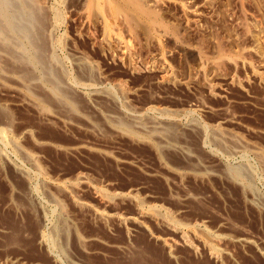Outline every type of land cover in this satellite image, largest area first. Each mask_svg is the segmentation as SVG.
<instances>
[{"label":"rangeland","instance_id":"obj_1","mask_svg":"<svg viewBox=\"0 0 264 264\" xmlns=\"http://www.w3.org/2000/svg\"><path fill=\"white\" fill-rule=\"evenodd\" d=\"M145 2L180 38L133 16L134 40L109 14L107 33L87 0H39L51 74L0 56V264H264V0ZM175 110L176 127H194L170 141L192 160L116 125L141 113L170 137ZM234 167L246 168L249 188Z\"/></svg>","mask_w":264,"mask_h":264},{"label":"bare ground","instance_id":"obj_2","mask_svg":"<svg viewBox=\"0 0 264 264\" xmlns=\"http://www.w3.org/2000/svg\"><path fill=\"white\" fill-rule=\"evenodd\" d=\"M39 0H31L30 5L28 3L23 2L22 0H0V56H4V54H8L10 57H12L15 61H19L21 63L29 62L32 67H40L43 70H45L46 73H50L48 63L46 64V50H44L40 44L38 45L39 41V32L37 33L35 31V25L39 24V18H37V13H34L36 10L33 8H37L36 5L38 4ZM43 1V0H42ZM146 1V0H145ZM144 0H87L86 4V13L90 18L93 19H98L100 18L102 21V24L104 29L108 32L112 30V24L113 22L109 21L110 19L107 18V15L109 16H114L115 18L118 17V15L121 16V21L124 23V25L127 27L128 32L132 33V37L134 40L136 39V33L133 30L135 29L133 27L134 23L133 22V16L136 17H142V19L149 21L150 25L153 24H159L160 28L162 27V30L164 33L170 32V35L180 38L176 33V30L174 28H170L160 18L158 12L155 7H150L147 2ZM158 2V0H157ZM156 2V3H157ZM41 4V3H40ZM50 4V3H49ZM59 4V3H57ZM85 6V5H84ZM44 9V8H43ZM57 14V13H56ZM55 15V14H53ZM59 16V15H58ZM50 17V16H49ZM55 17V16H54ZM41 18V17H40ZM114 18V19H115ZM98 21V20H96ZM113 21V19H112ZM93 22V21H92ZM97 23V22H96ZM156 23V24H155ZM41 24V23H40ZM121 24V23H120ZM138 26V25H137ZM135 25V27H137ZM147 26V25H146ZM152 26V27H153ZM174 26V25H173ZM38 27V26H37ZM51 26H48V33L50 32ZM54 27V26H53ZM151 27V28H152ZM40 28V27H38ZM134 28V29H133ZM140 27H138L139 30ZM142 28V27H141ZM140 28V29H141ZM155 28V26H154ZM157 28V27H156ZM111 29V30H110ZM159 29V28H158ZM247 29V28H246ZM137 30V29H136ZM147 30V29H146ZM103 31V30H102ZM178 31V30H177ZM144 32H146L144 30ZM149 32V31H148ZM153 32V31H152ZM37 33V34H36ZM122 33V32H121ZM139 33V32H138ZM137 33V34H138ZM141 33V32H140ZM46 34V33H45ZM110 34V33H109ZM117 34V33H116ZM150 34V33H149ZM158 33H155L154 36H157ZM139 35V34H138ZM110 36V35H108ZM43 37V36H42ZM51 37V36H50ZM107 38V37H106ZM153 38V37H152ZM159 38V37H158ZM203 38V37H202ZM110 39V38H109ZM183 39V38H182ZM181 39V40H182ZM133 40V39H132ZM159 40V39H158ZM177 40V39H176ZM179 40V39H178ZM48 42V41H47ZM43 44V43H42ZM45 44V43H44ZM120 44V43H119ZM52 46V45H51ZM220 46V45H219ZM218 46V47H219ZM184 49V48H183ZM199 49V48H198ZM187 52L190 51L189 47L185 49ZM201 50V49H200ZM203 50V49H202ZM220 51H222V48H219ZM199 51V50H198ZM224 51V50H223ZM201 53V51H200ZM47 62V61H46ZM50 62V61H49ZM214 62V61H213ZM220 64V63H219ZM33 68V70H35ZM0 70H3L2 65H0ZM30 70V69H29ZM41 70V69H40ZM13 71V70H12ZM42 71V70H41ZM49 71V72H48ZM2 72V71H1ZM27 72V71H26ZM30 72V71H29ZM27 72V73H29ZM38 72V71H37ZM22 73V72H21ZM31 73V72H30ZM33 73V72H32ZM35 73V72H34ZM45 73V74H46ZM26 74V73H25ZM24 74V75H25ZM51 74V73H50ZM37 75V74H36ZM59 75V74H58ZM68 75V74H67ZM29 76V74L27 75ZM26 76V77H27ZM31 76V75H30ZM41 76V75H40ZM43 76V75H42ZM37 77V76H35ZM44 77V76H43ZM51 77V76H50ZM30 78V77H28ZM49 78V77H48ZM41 79V78H40ZM43 79V78H42ZM51 79V78H50ZM51 84V91L52 93L60 99V101H65L69 108H73L74 102L69 103L68 102V97L66 98L65 91L62 90L59 86V81L58 80H53V78L50 80ZM58 81V82H57ZM48 82V81H47ZM46 85V84H45ZM44 85V86H45ZM30 87V86H29ZM28 90V89H27ZM46 91V90H45ZM68 93V92H67ZM32 95V94H31ZM70 96V95H69ZM70 98V97H69ZM27 99L28 102H31L32 104H37L35 102V99L30 97L24 98ZM63 103V102H62ZM41 106V105H40ZM65 106V105H64ZM201 107V106H200ZM203 107V105H202ZM148 108V107H147ZM150 108V107H149ZM148 108V109H149ZM38 109V107H37ZM146 109V108H145ZM43 111V110H42ZM163 111V110H162ZM147 112V111H146ZM145 112V113H146ZM152 112V111H151ZM150 112V113H151ZM167 112V111H166ZM133 113V112H132ZM137 113V112H136ZM143 113V112H142ZM149 113V112H148ZM171 113V118H169L171 123L165 128V131L167 134L170 136L168 137L167 135H164L161 133V130L164 128V126L161 125L160 121L159 122H147V123H142L138 121L140 118H142L143 114L137 113V114H132L131 116V122L128 123L129 119L127 120L128 122H125L123 120H116V125L124 129L128 134L130 135H136V128L140 129L141 131H145L147 134H152L159 142L165 144V146L174 149L175 151L183 152L185 153L189 159L192 160V157L189 152L185 151L183 149V145L180 146L176 143H173L170 141L172 137H176L178 132H183L187 130L193 129L194 125L187 124L185 126H181L180 128L176 127L175 124H179V120L177 121V115L179 117L178 111H172ZM41 114V113H40ZM49 114V113H48ZM129 114V113H128ZM160 114V113H159ZM169 114V113H168ZM147 115V114H146ZM150 115V114H149ZM164 115V114H163ZM162 115V116H163ZM77 116V115H76ZM53 117V116H52ZM151 117V116H150ZM154 117V116H153ZM161 117V116H160ZM164 117H167L164 116ZM162 117V118H164ZM169 117V116H168ZM156 118V117H155ZM111 119V118H110ZM116 119V118H115ZM145 119V118H144ZM151 118H149L150 120ZM179 119V118H178ZM231 117L229 116H223V120H229ZM6 120V119H4ZM112 120V119H111ZM114 120V119H113ZM112 120V121H113ZM154 120V119H153ZM7 121V120H6ZM157 121V120H156ZM192 122V121H191ZM7 123V122H6ZM9 123V122H8ZM168 123V122H167ZM3 127V126H2ZM214 130V129H213ZM199 133V132H198ZM166 134V133H165ZM176 134V136H175ZM203 134V132H202ZM201 134V136H202ZM205 134V133H204ZM0 136L5 138V129L0 128ZM205 136V135H204ZM184 137V136H183ZM203 137V136H202ZM7 138V137H6ZM178 138V137H177ZM205 138V137H204ZM3 139V138H2ZM223 136L219 137V141L221 142L223 140ZM226 139V138H225ZM203 140V139H202ZM201 140V141H202ZM216 140V139H215ZM218 142V140H217ZM158 144V143H156ZM220 144V143H219ZM226 146V145H225ZM4 147V146H3ZM159 147V146H158ZM223 147V146H222ZM156 150L157 147L155 146ZM160 148V147H159ZM161 150V148L159 149ZM160 154V151H159ZM31 156V155H30ZM185 156V155H184ZM32 157V156H31ZM165 157V156H164ZM30 158V157H29ZM34 161V159H33ZM262 162V161H261ZM34 165V164H33ZM201 167V168H200ZM204 165H198L197 168H193L192 170L196 172L197 170H203ZM246 169V168H245ZM245 169L242 168H232L229 170V175H231L235 180H237L243 187H250V180L249 177L245 173ZM18 171V170H17ZM253 175V174H252ZM26 177V176H25ZM77 179V178H76ZM78 179L81 180L82 177L79 175ZM86 179V178H85ZM77 181V180H76ZM61 189V188H60ZM63 189V188H62ZM94 189H96L94 187ZM246 189V188H245ZM101 195H103L102 191H98ZM97 193V192H96ZM95 193V194H96ZM100 196V195H99ZM252 196V195H251ZM130 197V196H129ZM134 197V195H133ZM254 197V196H253ZM259 197V196H258ZM131 198V197H130ZM55 199V197H54ZM251 199V198H250ZM254 199H257L256 197ZM50 200V199H49ZM58 200V199H57ZM133 200V199H132ZM136 200V199H135ZM258 200V199H257ZM253 201V200H251ZM259 201V200H258ZM59 202V201H58ZM136 203V202H135ZM138 205V204H137ZM140 205V204H139ZM60 206V205H57ZM62 213V212H61ZM64 214V213H63ZM100 218H105L107 215L104 214L103 212H98L97 213ZM148 215L150 217L156 218V213L155 210H150L148 212ZM171 218V217H170ZM65 219V218H64ZM122 220H130L136 222V218L133 216H124L121 218ZM165 223L167 222L170 226L176 227V222L174 220L168 219V216L164 218ZM60 220V219H58ZM63 221V219H62ZM162 221V220H161ZM164 222V221H163ZM58 223V222H57ZM182 224V223H181ZM66 225H68L66 223ZM65 225V221L59 223V225L56 227V234L63 236L62 234L67 233L66 228L68 226ZM179 228L176 227V230ZM54 235V234H53ZM184 236V235H183ZM211 236V235H210ZM220 236V235H219ZM185 237V236H184ZM183 237V238H184ZM158 238V237H157ZM213 238L218 239V236H214ZM44 239V238H43ZM45 241V240H44ZM56 241V240H55ZM234 241L246 244V243H251V239L249 237H237L234 238ZM162 242L166 244V241L162 239ZM31 244V243H30ZM207 250L209 251L210 256H216L218 254V250L215 246L208 244Z\"/></svg>","mask_w":264,"mask_h":264}]
</instances>
